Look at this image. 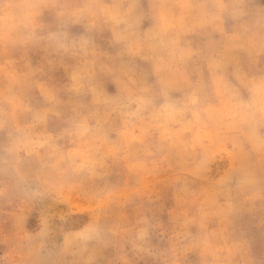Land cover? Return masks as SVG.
<instances>
[{
  "label": "clouds",
  "instance_id": "obj_1",
  "mask_svg": "<svg viewBox=\"0 0 264 264\" xmlns=\"http://www.w3.org/2000/svg\"><path fill=\"white\" fill-rule=\"evenodd\" d=\"M0 215L3 264H264V0H0Z\"/></svg>",
  "mask_w": 264,
  "mask_h": 264
},
{
  "label": "rangeland",
  "instance_id": "obj_2",
  "mask_svg": "<svg viewBox=\"0 0 264 264\" xmlns=\"http://www.w3.org/2000/svg\"><path fill=\"white\" fill-rule=\"evenodd\" d=\"M56 79H60L59 74L57 75ZM110 91H114V89H110ZM163 206H164V210L165 213L167 211V208H170L173 206V200L171 198V195L168 194L165 196V200L162 202ZM83 210V209H81ZM79 216L80 214L77 213L75 217L72 218L73 223H78L79 222ZM8 218L4 215H0V229H2L5 233L9 232L11 229V225L9 222H7ZM38 227L37 225H34V228ZM174 224L168 219V217L165 215L164 216V229L166 232L170 233L171 230L173 229ZM8 249L6 247H2L0 246V257H2L5 253V251H7ZM0 264H3V261L0 260ZM143 264H150L149 261H145L143 262Z\"/></svg>",
  "mask_w": 264,
  "mask_h": 264
}]
</instances>
